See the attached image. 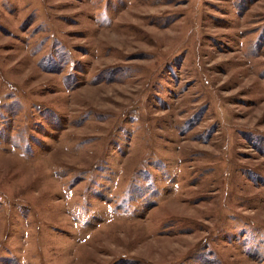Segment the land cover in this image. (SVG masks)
Segmentation results:
<instances>
[{"label": "rangeland", "instance_id": "obj_1", "mask_svg": "<svg viewBox=\"0 0 264 264\" xmlns=\"http://www.w3.org/2000/svg\"><path fill=\"white\" fill-rule=\"evenodd\" d=\"M0 264H264V0H0Z\"/></svg>", "mask_w": 264, "mask_h": 264}]
</instances>
